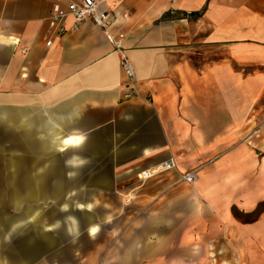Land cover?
Returning a JSON list of instances; mask_svg holds the SVG:
<instances>
[{"label":"crops","instance_id":"1","mask_svg":"<svg viewBox=\"0 0 264 264\" xmlns=\"http://www.w3.org/2000/svg\"><path fill=\"white\" fill-rule=\"evenodd\" d=\"M70 1L0 0V105L56 109L58 149L80 143L121 178L132 222L108 264H264V0H102L131 98L91 20L69 16L47 45L53 5Z\"/></svg>","mask_w":264,"mask_h":264},{"label":"rangeland","instance_id":"2","mask_svg":"<svg viewBox=\"0 0 264 264\" xmlns=\"http://www.w3.org/2000/svg\"><path fill=\"white\" fill-rule=\"evenodd\" d=\"M55 111L0 105V264L112 263L110 249L132 222L131 194L111 191L121 178L110 162L85 160L80 143L55 145L65 131Z\"/></svg>","mask_w":264,"mask_h":264},{"label":"built area","instance_id":"3","mask_svg":"<svg viewBox=\"0 0 264 264\" xmlns=\"http://www.w3.org/2000/svg\"><path fill=\"white\" fill-rule=\"evenodd\" d=\"M102 2V0H71L66 5L55 3L49 16L50 36L47 38L46 43L47 45H51L53 43L54 37H60L64 35V33L67 31L65 22L69 16H71L74 20L73 29H77L85 20H91L96 26H98L108 35L110 40L114 43L116 49L119 51L120 66L128 79L126 85L127 91L124 96L125 98H131L137 94L135 90L136 71L132 61L128 57L122 45L125 34L123 32L113 33L111 31V13L109 9L102 6ZM175 165V160L171 159L167 162H164L156 170H146L142 173L144 176H148L154 173V171L166 170L174 167ZM183 179L187 182L193 183L196 179V172H186L183 175Z\"/></svg>","mask_w":264,"mask_h":264},{"label":"clouds","instance_id":"4","mask_svg":"<svg viewBox=\"0 0 264 264\" xmlns=\"http://www.w3.org/2000/svg\"><path fill=\"white\" fill-rule=\"evenodd\" d=\"M67 206H64V208H66ZM80 207H83L82 205ZM89 207V210H91V205L88 206ZM110 219V218H109ZM100 231L99 229V226L96 225V226H91L89 228V236L90 238H94L96 236V234H98V232ZM79 236V233H77V237ZM75 242V241H73Z\"/></svg>","mask_w":264,"mask_h":264},{"label":"trees","instance_id":"5","mask_svg":"<svg viewBox=\"0 0 264 264\" xmlns=\"http://www.w3.org/2000/svg\"><path fill=\"white\" fill-rule=\"evenodd\" d=\"M192 15H193V16H200L201 13H200V12H193Z\"/></svg>","mask_w":264,"mask_h":264}]
</instances>
